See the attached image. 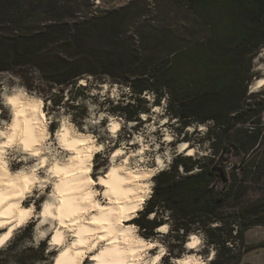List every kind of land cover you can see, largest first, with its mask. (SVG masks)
Segmentation results:
<instances>
[{"label":"clouds","instance_id":"obj_1","mask_svg":"<svg viewBox=\"0 0 264 264\" xmlns=\"http://www.w3.org/2000/svg\"><path fill=\"white\" fill-rule=\"evenodd\" d=\"M169 100L108 73L53 84L36 66L0 70V262L11 251L10 264H212L204 227L178 229L164 201L148 210L178 157L212 155L184 136L214 122L184 128Z\"/></svg>","mask_w":264,"mask_h":264},{"label":"trees","instance_id":"obj_2","mask_svg":"<svg viewBox=\"0 0 264 264\" xmlns=\"http://www.w3.org/2000/svg\"><path fill=\"white\" fill-rule=\"evenodd\" d=\"M93 1L0 0V70L36 66L53 84L108 73L137 92L167 93L184 128L213 121L212 155L178 157L154 178L148 210L164 201L178 229H207L224 257L213 264H238L252 248L246 230L264 225V194L245 202L250 175L264 176V89L249 92L253 59L264 47V0H127L117 7ZM230 153L240 158L241 172L223 165ZM234 245L242 251L233 253Z\"/></svg>","mask_w":264,"mask_h":264},{"label":"rangeland","instance_id":"obj_3","mask_svg":"<svg viewBox=\"0 0 264 264\" xmlns=\"http://www.w3.org/2000/svg\"><path fill=\"white\" fill-rule=\"evenodd\" d=\"M22 2H26L27 0H21ZM30 2H33V0H29ZM127 0H94V7L100 6V7H117L121 4H124ZM36 4V3H35ZM87 7L83 5V7L80 8V10L85 11ZM261 52H264V47L256 54V56L253 59V68L252 72L254 76H262L263 73L258 70V65L264 64V56H261ZM253 69H257L256 71H253ZM253 76V77H254ZM250 87V86H249ZM264 89V88H262ZM142 103V102H139ZM178 131H183V128L178 129ZM195 134L189 133L184 136V140L189 143L190 146H195L196 143H200L201 147H203V144L207 142L210 147V140H208L207 134L203 137H199L198 139L194 138ZM198 156V153L196 154ZM262 156V157H261ZM194 157V156H193ZM262 160V164L264 167V154H260L259 158ZM240 158L235 156L234 153H230L229 157L224 161L223 165L228 166L230 168L237 167L236 170L238 172H241V165H240ZM228 169V168H227ZM195 170V169H194ZM229 170V169H228ZM250 184H252V189L246 194L245 202L251 199H255L256 197L264 194V176H262L261 179L258 177H255V175H250ZM221 185V182L219 183ZM226 216H232L233 211L229 208V206L226 207ZM198 225V224H195ZM200 226V225H198ZM202 227V226H201ZM205 228V227H204ZM205 230H207L205 228ZM211 244V243H210ZM233 243L228 242V245L231 246ZM213 245V244H212ZM215 246V245H214ZM245 246L252 247L250 250L244 252L242 251V248H240L237 245H234L232 247V252L237 253L240 250L243 252L242 257L238 264H264V225H256L248 228L245 232ZM216 248V246H215ZM217 251V248H216ZM206 252V250H205ZM217 252L216 258L217 260H223L224 257L218 254ZM215 258V259H216ZM16 259L12 256L11 251L5 256L4 260L0 262V264H10V262ZM215 261V260H214ZM213 261V262H214ZM212 262V264H213ZM20 264H26V261L21 260Z\"/></svg>","mask_w":264,"mask_h":264},{"label":"water","instance_id":"obj_4","mask_svg":"<svg viewBox=\"0 0 264 264\" xmlns=\"http://www.w3.org/2000/svg\"><path fill=\"white\" fill-rule=\"evenodd\" d=\"M263 73V75L262 76H254L253 77V80L251 81V83H250V85L254 82V80H257V79H260V78H264V72H262ZM249 85V86H250Z\"/></svg>","mask_w":264,"mask_h":264},{"label":"bare ground","instance_id":"obj_5","mask_svg":"<svg viewBox=\"0 0 264 264\" xmlns=\"http://www.w3.org/2000/svg\"><path fill=\"white\" fill-rule=\"evenodd\" d=\"M261 79V78H260ZM190 147H193V146H190Z\"/></svg>","mask_w":264,"mask_h":264}]
</instances>
